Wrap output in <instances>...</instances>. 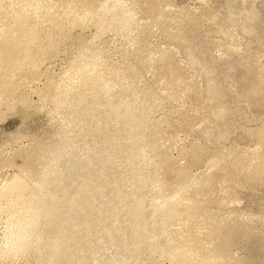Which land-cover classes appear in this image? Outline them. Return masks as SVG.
Wrapping results in <instances>:
<instances>
[{"label":"rangeland","instance_id":"1","mask_svg":"<svg viewBox=\"0 0 264 264\" xmlns=\"http://www.w3.org/2000/svg\"><path fill=\"white\" fill-rule=\"evenodd\" d=\"M126 2L135 12L133 40L106 34L94 46L103 63L151 95L160 149L152 155L160 161L149 165L153 174L165 193L195 178L181 194L188 199L183 212L193 205L201 214L192 235L198 250L226 245L232 264H264V0ZM93 32L84 33L91 39ZM76 35L44 56L13 108L0 104V264H41L32 248L7 249L9 212L1 191L7 177L64 135L53 93L72 76ZM214 218L230 224V231L217 232ZM173 230L185 238L183 226ZM167 258L154 253L142 264H172Z\"/></svg>","mask_w":264,"mask_h":264},{"label":"bare ground","instance_id":"2","mask_svg":"<svg viewBox=\"0 0 264 264\" xmlns=\"http://www.w3.org/2000/svg\"><path fill=\"white\" fill-rule=\"evenodd\" d=\"M65 1L0 0V104L13 105L64 38L77 31L79 40L72 76L51 95L63 137L2 186L9 212L6 248H32L41 264H142L154 253L172 264H232L226 245L198 250L194 244L201 214L193 205L183 212L181 193L195 178L165 193L149 166L160 161L152 159L159 147L151 95L103 63L94 46L106 34L131 37L134 10L127 0L62 6ZM88 29L94 30L91 39ZM213 223L217 232L230 229L222 219ZM175 224L184 227L185 238L176 236Z\"/></svg>","mask_w":264,"mask_h":264}]
</instances>
